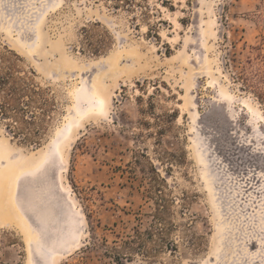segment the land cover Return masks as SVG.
<instances>
[{
    "label": "rangeland",
    "instance_id": "rangeland-1",
    "mask_svg": "<svg viewBox=\"0 0 264 264\" xmlns=\"http://www.w3.org/2000/svg\"><path fill=\"white\" fill-rule=\"evenodd\" d=\"M133 3L0 0V40L65 105L38 150L0 129V264H264V0ZM154 187L172 247L129 255Z\"/></svg>",
    "mask_w": 264,
    "mask_h": 264
},
{
    "label": "trees",
    "instance_id": "trees-1",
    "mask_svg": "<svg viewBox=\"0 0 264 264\" xmlns=\"http://www.w3.org/2000/svg\"><path fill=\"white\" fill-rule=\"evenodd\" d=\"M109 1L116 3L114 8L124 3L129 4V8L136 6L134 3L130 4L132 0ZM99 28L100 24L95 23L92 27L82 29L79 48L81 54L99 57L111 49L109 32ZM242 76L241 74L238 79L246 82L245 77ZM259 96L264 95L259 94ZM64 116L65 105L53 87L41 80L37 71L21 54L0 40V129L5 137L17 146L38 150L49 142L56 124ZM169 117L171 121L177 118L173 113ZM152 190L158 191L153 216L154 224L144 232L136 230L134 236L123 243L122 249L129 255L152 254L153 249L149 247V244L155 245L154 239L157 236L160 242L166 243V248L172 247L170 241H166L164 236L172 232L174 228V225L165 218V215L169 213L166 200L160 196L162 191L157 190L156 187ZM152 190L149 193L151 195ZM158 223L163 224V228L159 229ZM116 260L117 264H121L119 259Z\"/></svg>",
    "mask_w": 264,
    "mask_h": 264
},
{
    "label": "bare ground",
    "instance_id": "bare-ground-1",
    "mask_svg": "<svg viewBox=\"0 0 264 264\" xmlns=\"http://www.w3.org/2000/svg\"><path fill=\"white\" fill-rule=\"evenodd\" d=\"M19 213L21 214V216H22V213L19 211ZM24 217V216H23ZM34 245H36V244H32L31 246L33 247ZM49 252H51L52 254H51V256H52V258L55 256V252H52V251H49Z\"/></svg>",
    "mask_w": 264,
    "mask_h": 264
}]
</instances>
